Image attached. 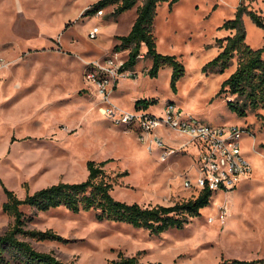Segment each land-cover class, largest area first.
Listing matches in <instances>:
<instances>
[{"label": "rangeland", "instance_id": "obj_1", "mask_svg": "<svg viewBox=\"0 0 264 264\" xmlns=\"http://www.w3.org/2000/svg\"><path fill=\"white\" fill-rule=\"evenodd\" d=\"M99 0H0V234L14 225L3 210L4 187L22 199L27 194L60 182H82L89 176L88 162L107 161L105 170L115 198L144 207L173 206L198 197L185 188L193 182L194 160L184 155L161 160L139 139L132 126L108 119L104 97L87 80V64L116 57L126 61L129 50L116 52L117 36L127 35L137 7L114 18L115 6L103 14H87ZM264 16V0H181L163 3L155 21L157 49L181 61L186 73L172 88L173 68L148 75L152 60L141 56L134 71L119 80L111 102L123 111L136 112L135 98L156 99L149 112L161 116L169 101L186 114L213 126L248 129L241 139L243 154L252 166L251 178L230 194L213 195L183 229L160 235L130 224L100 221L95 210L74 213L65 207L33 212L24 207L27 229L52 230L64 241L38 242L71 264H111L120 253L137 256L142 264H219L222 260L264 259V106L249 108L246 117L218 95L237 63L224 73L205 67L221 52L219 40L230 31L221 26L235 19L240 7ZM246 41L264 45V29L243 15ZM96 38H91L94 28ZM241 103V102H240ZM170 145L183 138L160 130ZM195 155L196 150L190 149ZM229 206L223 218L221 208ZM213 218V222L210 219Z\"/></svg>", "mask_w": 264, "mask_h": 264}, {"label": "trees", "instance_id": "obj_2", "mask_svg": "<svg viewBox=\"0 0 264 264\" xmlns=\"http://www.w3.org/2000/svg\"><path fill=\"white\" fill-rule=\"evenodd\" d=\"M181 0H99L87 14H96L107 7L115 6L114 18L137 7L135 22L127 35L117 36L119 43L116 52L129 50V58L122 70L134 71L141 56L143 46L146 57L152 60L148 71L151 77H157L160 70L169 65L173 68L172 88L177 92V84L184 77V64L176 56L165 55L157 49L155 21L158 7L169 3L171 7ZM247 13L255 24L264 29V16L240 7L235 19L226 21L221 28L230 34L219 40L221 52L205 67L208 73H224L236 61V70L225 80L218 95L225 92L237 96L229 101L230 107L240 116L246 117L249 108L254 110L264 106V45L253 48L246 41L247 31L243 15ZM241 102V103H240ZM158 104L156 99L141 98L136 102V109L148 110ZM107 161L88 162L89 176L82 182H60L40 189L33 194L20 198L15 191L4 187L6 201L3 210L14 218V225L4 234H0V264H71L58 258L53 252L36 249L28 239L38 242L64 241L65 238L52 230L27 229V222L32 220L24 207L33 212H47L65 207L80 213L95 210L100 221H114L130 224L135 228H144L152 234L160 235L170 229H183L193 218L201 215V210L209 206L212 192L201 191L198 197L177 203L173 206L157 205L144 207L139 203L118 200L112 194L113 184L105 170ZM111 264H142L137 256L123 253ZM162 264V263H150ZM219 264H264V259L222 260Z\"/></svg>", "mask_w": 264, "mask_h": 264}, {"label": "built area", "instance_id": "obj_3", "mask_svg": "<svg viewBox=\"0 0 264 264\" xmlns=\"http://www.w3.org/2000/svg\"><path fill=\"white\" fill-rule=\"evenodd\" d=\"M98 13L103 14V10ZM98 33L99 28L95 27L91 38H96ZM124 63L125 61L116 56L87 64V80L96 84L99 94L104 97L105 107L101 111L115 124L132 126L150 152L155 144L161 151L163 162L195 149L196 154H191L194 160L191 169H197L199 175L194 182L190 176L187 177L185 188L198 195L205 189L210 190L213 195L230 194L251 176L252 166L243 154L240 144L244 135L249 133L248 129L206 124L198 118L184 114L172 101L165 104V112L161 116L146 109L123 111L113 105L112 93L119 80L129 71L122 70ZM162 128L184 141L176 145L168 144L161 137ZM221 211L224 218L229 214L230 208L224 205ZM210 222H213V218Z\"/></svg>", "mask_w": 264, "mask_h": 264}, {"label": "crops", "instance_id": "obj_4", "mask_svg": "<svg viewBox=\"0 0 264 264\" xmlns=\"http://www.w3.org/2000/svg\"><path fill=\"white\" fill-rule=\"evenodd\" d=\"M133 24H134V22H133ZM133 24H131V26H130V28H129V32L131 31ZM129 32H128V33H129ZM128 33H127V34H128ZM139 99H141V98H138V99L135 98V108H136V102H137ZM147 99H148V98H147ZM151 107H152V106H151ZM174 145H175V144H174ZM182 155H184V157H186V158H188V157H189V158H191V157L193 158V156L190 154V152H186V153H184V154H181V155H179V157H181ZM250 178H251V176H250L248 179H250ZM246 180H247V179H246Z\"/></svg>", "mask_w": 264, "mask_h": 264}]
</instances>
